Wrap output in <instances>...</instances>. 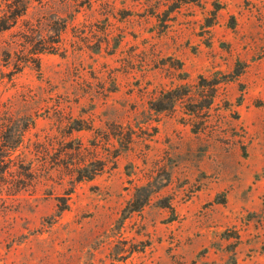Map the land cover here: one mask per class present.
<instances>
[{
  "label": "rangeland",
  "instance_id": "374dc122",
  "mask_svg": "<svg viewBox=\"0 0 264 264\" xmlns=\"http://www.w3.org/2000/svg\"><path fill=\"white\" fill-rule=\"evenodd\" d=\"M0 264H264V0H0Z\"/></svg>",
  "mask_w": 264,
  "mask_h": 264
},
{
  "label": "trees",
  "instance_id": "16d2710c",
  "mask_svg": "<svg viewBox=\"0 0 264 264\" xmlns=\"http://www.w3.org/2000/svg\"><path fill=\"white\" fill-rule=\"evenodd\" d=\"M93 178H95V175H91L90 177H88V180H92Z\"/></svg>",
  "mask_w": 264,
  "mask_h": 264
}]
</instances>
